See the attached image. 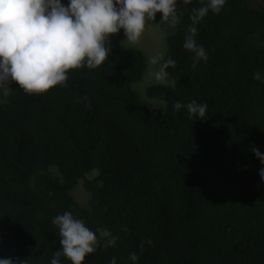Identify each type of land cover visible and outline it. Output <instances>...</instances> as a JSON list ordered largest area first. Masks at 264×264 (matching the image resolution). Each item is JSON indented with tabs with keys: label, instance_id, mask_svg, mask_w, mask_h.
<instances>
[{
	"label": "trees",
	"instance_id": "1",
	"mask_svg": "<svg viewBox=\"0 0 264 264\" xmlns=\"http://www.w3.org/2000/svg\"><path fill=\"white\" fill-rule=\"evenodd\" d=\"M256 1L227 0L196 25L209 59L195 69L183 44L200 0L177 4L174 30L161 13L153 20L160 66L175 61L164 79L147 73V56L121 30L105 41L108 60L69 70L66 86L27 95L11 85L0 105V258L50 264L61 247L52 219L70 211L119 237L82 264H132V252L138 264H264V165L252 151L264 154ZM192 100L208 105L205 119L173 107ZM79 182L86 206L71 194Z\"/></svg>",
	"mask_w": 264,
	"mask_h": 264
},
{
	"label": "clouds",
	"instance_id": "2",
	"mask_svg": "<svg viewBox=\"0 0 264 264\" xmlns=\"http://www.w3.org/2000/svg\"><path fill=\"white\" fill-rule=\"evenodd\" d=\"M200 2L201 7L192 9V24L183 44L192 54L193 69L209 59L206 49L196 41V25L209 12L219 14L227 0ZM178 3L188 4L191 0H67V4L63 0H0V105L8 102L13 83L27 95L43 94L54 86H66L71 69L93 70L102 66L111 51L105 45L108 38L123 30L130 43H138L146 21L155 20L157 13L174 30L180 23ZM151 63L156 64L157 58L153 57ZM169 66L175 67L171 58L160 66L155 78H166ZM253 79L264 83L259 71L253 74ZM173 107L176 111L186 109L189 118L207 117L208 105L195 100L187 104L177 101ZM252 151L264 165V154L258 148ZM259 176L264 181V167L260 168ZM52 223L58 228L61 247L50 264H61V256L71 264H82L101 241L104 248H109L115 247L119 239L107 228L98 227L94 232L70 211L58 214ZM147 243L150 245L152 241ZM140 247L143 249V242ZM129 259L138 264L139 256L132 252ZM24 261L0 258V264H24ZM109 264H117L116 258Z\"/></svg>",
	"mask_w": 264,
	"mask_h": 264
},
{
	"label": "rangeland",
	"instance_id": "3",
	"mask_svg": "<svg viewBox=\"0 0 264 264\" xmlns=\"http://www.w3.org/2000/svg\"><path fill=\"white\" fill-rule=\"evenodd\" d=\"M257 7L260 9H264V2L256 1ZM63 3L67 4V0H63ZM155 26V27H154ZM161 33H159L158 31ZM162 32L156 27L153 20L146 21L145 30L142 33L140 41L138 43H130L126 38V43L131 44L139 49H141L145 55L147 56V73H150L152 76L156 73V70L159 71L160 69V62L162 57L160 58V54L162 53L163 49V40H162ZM165 50V49H164ZM164 53V52H163ZM163 55V54H162ZM153 57L157 58V63H151ZM149 66V68H148ZM96 172H93L89 177H94ZM74 200L77 204L81 206H86L88 202V194L82 192L81 182H79L76 187L74 188L73 192L71 193Z\"/></svg>",
	"mask_w": 264,
	"mask_h": 264
}]
</instances>
